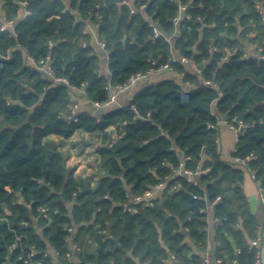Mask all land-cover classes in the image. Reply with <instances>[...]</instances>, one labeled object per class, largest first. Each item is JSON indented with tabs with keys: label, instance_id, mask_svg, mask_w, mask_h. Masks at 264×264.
<instances>
[{
	"label": "clouds",
	"instance_id": "9594fccd",
	"mask_svg": "<svg viewBox=\"0 0 264 264\" xmlns=\"http://www.w3.org/2000/svg\"><path fill=\"white\" fill-rule=\"evenodd\" d=\"M0 264H264V0H0Z\"/></svg>",
	"mask_w": 264,
	"mask_h": 264
},
{
	"label": "trees",
	"instance_id": "16d2710c",
	"mask_svg": "<svg viewBox=\"0 0 264 264\" xmlns=\"http://www.w3.org/2000/svg\"><path fill=\"white\" fill-rule=\"evenodd\" d=\"M10 62V61H9Z\"/></svg>",
	"mask_w": 264,
	"mask_h": 264
}]
</instances>
